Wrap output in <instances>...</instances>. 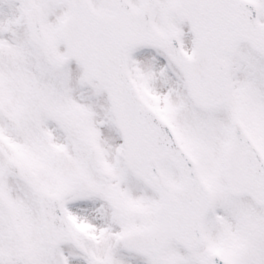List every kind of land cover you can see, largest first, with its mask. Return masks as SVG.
<instances>
[{
	"label": "snow or ice",
	"instance_id": "1",
	"mask_svg": "<svg viewBox=\"0 0 264 264\" xmlns=\"http://www.w3.org/2000/svg\"><path fill=\"white\" fill-rule=\"evenodd\" d=\"M0 264H264V0H0Z\"/></svg>",
	"mask_w": 264,
	"mask_h": 264
}]
</instances>
